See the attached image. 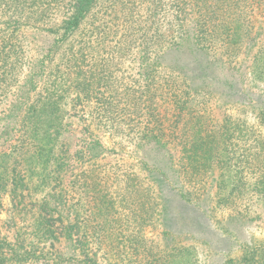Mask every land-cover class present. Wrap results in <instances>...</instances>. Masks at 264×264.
<instances>
[{"label":"trees","instance_id":"obj_1","mask_svg":"<svg viewBox=\"0 0 264 264\" xmlns=\"http://www.w3.org/2000/svg\"><path fill=\"white\" fill-rule=\"evenodd\" d=\"M256 42L252 73L264 0H0V121L18 117L0 135V207L13 194L34 228L21 241L0 228V264H179L173 250L188 247L144 233L172 198L236 220L251 190L264 203L261 125L218 121L209 105L217 81L233 87L218 67L234 70ZM79 106L120 150L69 142L56 111ZM97 146L107 158L131 146L137 160L100 159ZM227 171L236 178L213 192ZM241 264H264V242Z\"/></svg>","mask_w":264,"mask_h":264},{"label":"rangeland","instance_id":"obj_2","mask_svg":"<svg viewBox=\"0 0 264 264\" xmlns=\"http://www.w3.org/2000/svg\"><path fill=\"white\" fill-rule=\"evenodd\" d=\"M258 46L257 42L252 43L251 50L247 52L245 57L237 60L234 70L229 69L224 64L218 67L219 78L227 77L228 84L233 85V87L225 88L220 81H217L218 83L215 85L217 95L211 99L209 105H211L218 121L222 120L226 114L233 113L234 116H239L249 125L260 124V128L255 126L256 124H254V128L262 132L264 143V62L259 66L258 73L251 72L253 67L251 60ZM261 48L263 50L261 49L259 54H264V44ZM259 70L262 71L259 73ZM254 74H257L260 80ZM82 109L79 106L73 111L69 107L62 111H56L64 116L65 122L70 127L67 134L70 137L69 142L82 144L87 139H100L105 146L120 150L114 144L112 137L103 130L95 127L92 130L85 128L84 121H82ZM258 113L262 115L258 116ZM14 118H18L17 115H14L12 119L0 121V135L7 130V125H10ZM1 138L0 151L7 150L10 142L3 144ZM95 152L101 153L100 159H112L113 162L119 161V159L121 163L137 160V155L132 151L131 146L123 149L121 153L118 151L119 154H109V158L103 157L105 154L102 153L101 146L93 149L92 154ZM262 152L264 153V151ZM90 161L93 162L95 159H90ZM235 178L233 172L227 171L226 175L224 174L219 180L222 182L220 187L216 182L214 183L213 192L227 190L228 181L232 182ZM248 181L251 184H248L247 187L252 188V184L255 183L254 179L250 178ZM250 195L251 204L243 220L229 218L226 208L212 211L211 216L205 218L201 210H197L191 204H186L180 198H172L169 204L170 210L166 213V220L144 227V233L149 239L156 241L162 237V243H167L168 248L181 245L188 247L180 253L176 249L173 250L180 256H184L183 258L179 256V264H191L193 262L194 264H241L246 246L251 247L264 242V203L259 201L260 199L257 198L259 195L254 189L250 191ZM17 199L13 194L7 192L3 194L1 200L0 228L2 234L11 241L14 238H19L21 241V239L27 238L22 237L23 233L34 231L30 225V215L24 214L22 208L14 206L13 201ZM38 264L47 263L41 260Z\"/></svg>","mask_w":264,"mask_h":264}]
</instances>
